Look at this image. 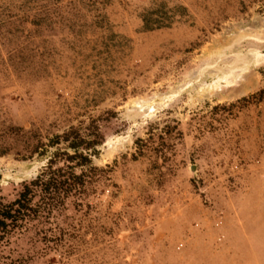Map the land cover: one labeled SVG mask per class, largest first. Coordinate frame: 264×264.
<instances>
[{
    "label": "rangeland",
    "instance_id": "374dc122",
    "mask_svg": "<svg viewBox=\"0 0 264 264\" xmlns=\"http://www.w3.org/2000/svg\"><path fill=\"white\" fill-rule=\"evenodd\" d=\"M71 127L86 190L0 264H264V0H0V202Z\"/></svg>",
    "mask_w": 264,
    "mask_h": 264
},
{
    "label": "trees",
    "instance_id": "16d2710c",
    "mask_svg": "<svg viewBox=\"0 0 264 264\" xmlns=\"http://www.w3.org/2000/svg\"><path fill=\"white\" fill-rule=\"evenodd\" d=\"M36 150L45 158L43 164L21 184L15 198L0 202V240L24 231L30 221L50 219L67 197L87 188L86 171L93 168L91 155L96 150L78 127L48 137Z\"/></svg>",
    "mask_w": 264,
    "mask_h": 264
}]
</instances>
